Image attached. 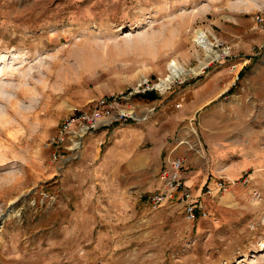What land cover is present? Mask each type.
Here are the masks:
<instances>
[{"label":"rangeland","instance_id":"1","mask_svg":"<svg viewBox=\"0 0 264 264\" xmlns=\"http://www.w3.org/2000/svg\"><path fill=\"white\" fill-rule=\"evenodd\" d=\"M263 13L264 0H0V264H264ZM206 60L157 88L171 62ZM160 145L183 189L155 207Z\"/></svg>","mask_w":264,"mask_h":264},{"label":"built area","instance_id":"2","mask_svg":"<svg viewBox=\"0 0 264 264\" xmlns=\"http://www.w3.org/2000/svg\"><path fill=\"white\" fill-rule=\"evenodd\" d=\"M257 21L264 25V13L262 16H257ZM84 119L83 115L79 118H72L71 120H66L63 124L64 130L73 127V125L79 120ZM64 142V138H58V140H53L52 145L61 144ZM57 155H55V159ZM183 167V162L181 158H175L172 153L168 156L164 162L163 169L159 178V189L150 196L149 203L155 207L170 201L175 198V195L183 189V183L181 178V170ZM224 185L219 184V189H223ZM190 195L184 192L181 196L182 201H189ZM190 205V203H188ZM189 215L191 219H195V208H189Z\"/></svg>","mask_w":264,"mask_h":264},{"label":"bare ground","instance_id":"3","mask_svg":"<svg viewBox=\"0 0 264 264\" xmlns=\"http://www.w3.org/2000/svg\"><path fill=\"white\" fill-rule=\"evenodd\" d=\"M195 42L203 48L204 53L207 55L210 59H217L220 56L217 53H214L213 50V43L210 40V38L202 31H197L195 35ZM215 58V59H214ZM212 61V60H211ZM208 61H204L201 63L199 67H197L193 71H189L185 69L183 66H180L175 61L171 62L168 66V74L165 76L163 80L160 81V84L157 85V88L160 89V91L165 92L167 89L170 88V86L176 82V80L183 81L186 76L189 74L198 75L203 71V69L208 65ZM122 114L127 116H132L133 118L137 119V116L134 112H122ZM183 144H186L184 142Z\"/></svg>","mask_w":264,"mask_h":264},{"label":"crops","instance_id":"4","mask_svg":"<svg viewBox=\"0 0 264 264\" xmlns=\"http://www.w3.org/2000/svg\"><path fill=\"white\" fill-rule=\"evenodd\" d=\"M178 146H179V144H178ZM158 155H159V157H160V160H161V163H160V167H163V159H162V155H163V152H164V146L163 145H160L159 147H158ZM177 148H175L174 150H176ZM161 169L160 168H157V171H156V173L154 172V174H156L155 176H154V182H152V184H154L156 181L158 182L159 181V178H157V176H159L158 175V172L160 171ZM185 183H186V181H185ZM188 183L189 184H192V183H190V181H188ZM187 185V184H186Z\"/></svg>","mask_w":264,"mask_h":264},{"label":"trees","instance_id":"5","mask_svg":"<svg viewBox=\"0 0 264 264\" xmlns=\"http://www.w3.org/2000/svg\"><path fill=\"white\" fill-rule=\"evenodd\" d=\"M141 97H143V98H145V99L153 100V101L159 99V98L157 97V95H156L154 92H146V93L143 94ZM108 101H111V99H108ZM195 218L197 219L198 216L195 217Z\"/></svg>","mask_w":264,"mask_h":264}]
</instances>
